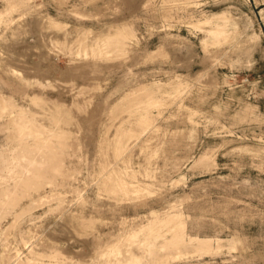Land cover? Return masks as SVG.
<instances>
[{"label": "rangeland", "instance_id": "1", "mask_svg": "<svg viewBox=\"0 0 264 264\" xmlns=\"http://www.w3.org/2000/svg\"><path fill=\"white\" fill-rule=\"evenodd\" d=\"M0 264H264V0H0Z\"/></svg>", "mask_w": 264, "mask_h": 264}]
</instances>
